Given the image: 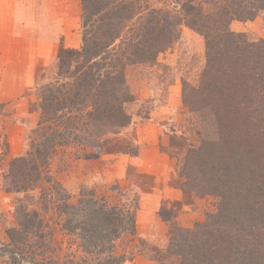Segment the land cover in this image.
Returning <instances> with one entry per match:
<instances>
[{"label":"rangeland","instance_id":"374dc122","mask_svg":"<svg viewBox=\"0 0 264 264\" xmlns=\"http://www.w3.org/2000/svg\"><path fill=\"white\" fill-rule=\"evenodd\" d=\"M238 1L239 11L230 0H48L50 20L70 41L51 36L43 52L54 55L36 62L38 83L29 91L36 118L21 150L0 141V247L33 217L32 241L41 239L44 254L37 260L48 264H233L231 239L247 261L264 256V191L249 196L247 208L231 191L222 197L229 188L215 170L227 163L218 161L217 126L202 91L210 85L208 55L218 42L226 47L228 29L232 38L264 43L261 0L247 19L239 14L253 0ZM41 31H33V48ZM109 79L120 81L122 113L98 96ZM7 109L0 103V117ZM160 152L173 163L166 175L149 171ZM14 166L30 169L19 175ZM247 173L243 184L259 190L247 183L264 182L262 165ZM84 199L93 202L86 222L62 214L60 205Z\"/></svg>","mask_w":264,"mask_h":264},{"label":"trees","instance_id":"16d2710c","mask_svg":"<svg viewBox=\"0 0 264 264\" xmlns=\"http://www.w3.org/2000/svg\"><path fill=\"white\" fill-rule=\"evenodd\" d=\"M83 1L85 2V0ZM230 1L232 2L231 9H238V11L244 5V1ZM261 4L264 6V0H261ZM255 6L256 3L253 0L250 7H245L241 11L242 14L245 12L246 14L241 16L242 14L240 13L239 17L241 19L250 17L252 15L251 11L256 9ZM224 14H229V11L226 10ZM228 32L231 33V36L225 39L227 43L226 47L224 46V40L218 42L215 44L216 50H213L210 56L208 55L204 75L208 77L206 79H209L210 85L206 87V84L202 91L210 96L206 105L210 108L217 126L216 143L219 148V156L217 155L218 161L222 158L226 159L225 162L227 163L226 165L222 164L218 168L216 167L215 170L221 176V181L218 182L222 184V187L229 188L226 189L225 195L222 194V197L227 198L231 195L227 194V191H231L234 194V196H231L241 206L240 202H245L249 196V199L255 198L257 195L263 194L264 191V182L259 181L258 178L253 179L252 182L247 184L252 183L250 185H254L257 187L254 189L259 190L253 192L252 187L248 189L243 184L247 182L249 176V173H247L248 170H253L260 165L264 168V43L253 42L250 39H247L246 43L242 39L232 38L236 34L230 32L229 29ZM239 37H242V35H239ZM232 41H236L239 48H236V43L233 48L229 47L228 45ZM108 81L112 86L110 88L106 87L104 94L100 92L98 96L100 98H107L113 104L114 110L117 109L118 112L122 113V104L124 103L125 97L118 86L120 81L112 79ZM121 83H125V80H122ZM208 88H211V90L208 91ZM113 100H119V102L115 101L114 104ZM102 103L97 105L99 103L94 102L95 107L97 105L95 109L102 108ZM115 118L119 119L120 116ZM242 134H246V137H243ZM239 135H242L243 138H240ZM230 141L238 145L228 147ZM39 151L43 157V150L40 149ZM18 161L22 160L20 159ZM21 167L14 166V171L17 174L20 172L19 175L22 173L27 175V167L29 166ZM31 167L36 169L34 163H31ZM24 168H26V173L23 172ZM20 169H22V172ZM38 178H42L41 172ZM258 183H263L262 187H258ZM90 202V199H84L80 201L78 206L66 203L60 205V210L70 220H73L76 224H81V221L83 223L86 222L87 220L85 218H89L88 216L91 214L89 208L90 205H93V202L91 204ZM247 203L248 200L242 207L247 208ZM25 220L26 222L18 227L20 231L17 233L18 237L16 240L11 238L12 242L10 244L1 245L0 258L7 256V264H48L45 258L37 260V257H43L44 254L39 251L37 252L42 245L40 237L43 238V236L40 235V240L36 242L34 240L32 241L33 228L37 226L36 220L33 217L30 219L25 218ZM226 225L227 227L230 226L228 224ZM228 231L230 230H223V232ZM232 242V239L229 240L226 246L234 254L233 264L264 263V256L262 258L254 256L247 261L248 255L241 250L239 243L231 248ZM43 243L45 242L43 241Z\"/></svg>","mask_w":264,"mask_h":264},{"label":"crops","instance_id":"0c3cea01","mask_svg":"<svg viewBox=\"0 0 264 264\" xmlns=\"http://www.w3.org/2000/svg\"><path fill=\"white\" fill-rule=\"evenodd\" d=\"M48 4V0H0V103H4L5 109L8 108V117H0V141L4 142L7 138L8 143L14 145L13 149L19 151L24 139L23 132L36 118V99L29 92L38 83L36 62L39 58L50 61L54 55V52L51 55L52 50L49 54L43 52L50 50L47 41L51 36L57 38L63 34V40L70 41L64 34L62 23L59 25L54 16L50 20L52 3ZM37 23L39 26H36ZM39 27L42 28L43 40L33 48L32 34L37 29L39 31ZM22 119L28 120V123L20 125ZM161 154L159 162H155L158 168L156 166L149 171L164 170L166 175L173 163L167 153ZM159 204V200L154 201L152 213Z\"/></svg>","mask_w":264,"mask_h":264}]
</instances>
